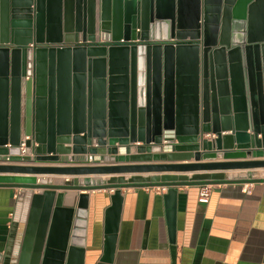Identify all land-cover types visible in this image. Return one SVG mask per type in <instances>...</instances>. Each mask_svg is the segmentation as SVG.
Wrapping results in <instances>:
<instances>
[{"label":"water","instance_id":"1","mask_svg":"<svg viewBox=\"0 0 264 264\" xmlns=\"http://www.w3.org/2000/svg\"><path fill=\"white\" fill-rule=\"evenodd\" d=\"M102 33L130 46L99 44ZM218 156L264 158V0H0V162L36 164L0 174L64 178L0 177V188L45 191L33 198L45 226L32 264H85L90 192H114L97 263L113 264L122 190L173 200L179 187L262 182L252 171L264 169L97 164ZM202 171L250 173L95 178ZM56 191L82 192L76 212Z\"/></svg>","mask_w":264,"mask_h":264},{"label":"crops","instance_id":"2","mask_svg":"<svg viewBox=\"0 0 264 264\" xmlns=\"http://www.w3.org/2000/svg\"><path fill=\"white\" fill-rule=\"evenodd\" d=\"M190 66L191 64L187 67ZM121 155L119 153V156ZM107 157L111 159L110 157L114 156ZM93 159L98 160L99 156ZM244 161H264V158L224 160L218 156L215 161L197 162L192 159L97 165L155 166ZM0 165L36 166L16 162H0ZM219 173L242 176L250 172H165L105 175L95 178L105 181L118 177L192 178L195 175ZM252 173L262 182L212 186L211 195L207 200L200 198L201 187L198 186L175 188L176 195L173 200L168 198V189L163 188L122 190L113 264H264V169L254 170ZM0 177L64 180L62 177L18 174H0ZM90 177L85 176L84 179ZM36 193L43 194L45 191L0 188V264L33 263L37 236L45 226L44 221L42 222L45 208L42 205H34L33 198ZM61 193L66 194L62 209L76 212L78 195L82 192L56 191L57 195ZM89 194L88 220L84 236L85 264H97L104 252L106 212L111 207V196L114 192L102 190ZM50 223L51 221L45 227L47 235L50 233Z\"/></svg>","mask_w":264,"mask_h":264},{"label":"built area","instance_id":"3","mask_svg":"<svg viewBox=\"0 0 264 264\" xmlns=\"http://www.w3.org/2000/svg\"><path fill=\"white\" fill-rule=\"evenodd\" d=\"M137 42H140V40L138 39ZM98 43L99 44H107L108 46H111V45H122V44H126L128 42H125L124 40H121L119 42H115V41H113L110 34L102 33L100 38H99ZM21 151H22V153H24V151H25V145L24 144L21 145ZM6 163H13V162H9V160H8ZM88 165H90V164L89 163L88 164H84V163L83 164H77V166H88ZM60 166H69V165H61L60 164ZM70 166H75V165L73 164ZM211 192H212V186H202L199 196L202 200H207V199H209Z\"/></svg>","mask_w":264,"mask_h":264},{"label":"flooded vegetation","instance_id":"4","mask_svg":"<svg viewBox=\"0 0 264 264\" xmlns=\"http://www.w3.org/2000/svg\"><path fill=\"white\" fill-rule=\"evenodd\" d=\"M138 32H140V31H138ZM140 43H142V42H140ZM126 45H129V46H130V44H129V43L122 44V45H120V46H126ZM131 45H133V44H131ZM134 45H136V44H134ZM116 46H117V45H116Z\"/></svg>","mask_w":264,"mask_h":264}]
</instances>
